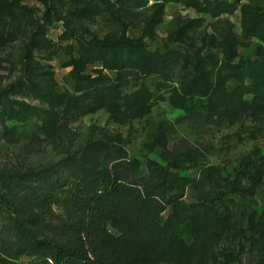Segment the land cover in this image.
Instances as JSON below:
<instances>
[{
    "label": "rangeland",
    "instance_id": "1",
    "mask_svg": "<svg viewBox=\"0 0 264 264\" xmlns=\"http://www.w3.org/2000/svg\"><path fill=\"white\" fill-rule=\"evenodd\" d=\"M91 1L0 0V194L9 206L0 203V264L26 263L9 253L30 235L58 244L81 238L42 224L80 216L67 192L82 198L73 188L91 171L110 181L126 174L144 194L158 180L152 165L188 179L153 192L152 217L180 218L178 240L153 264H264L256 231L264 179L240 196L210 174L233 177L264 150V102L239 85L254 77L264 89V0H176L144 13L95 0L99 12ZM92 42L107 44L108 55L90 58ZM189 89L198 101L182 107ZM235 98L250 107L220 117ZM28 105L54 110L45 130L31 124ZM206 206L230 213L231 224L213 230ZM106 237L105 248L85 246L95 254L122 247L110 226Z\"/></svg>",
    "mask_w": 264,
    "mask_h": 264
},
{
    "label": "trees",
    "instance_id": "2",
    "mask_svg": "<svg viewBox=\"0 0 264 264\" xmlns=\"http://www.w3.org/2000/svg\"><path fill=\"white\" fill-rule=\"evenodd\" d=\"M171 1L176 0H117V4L122 10L144 13L149 11L153 4L158 2L166 4ZM91 2L95 10L104 12V7L98 1ZM108 48L107 44L92 42L87 45L86 52L90 58L99 59L108 55ZM91 82H94V79ZM260 83L253 77L248 82L242 81L239 84L243 94H253V102L258 106L264 102V89ZM188 91L190 95L181 103L182 107L198 101L194 92L191 89ZM42 96L47 101L55 98L49 91H44ZM136 100V93H134L131 102ZM232 107L242 110L250 105L241 98H235L229 107L219 108L224 110L219 113L220 117L230 116L233 113H231ZM25 111L29 113V119L34 128L41 131L47 128L55 114L51 108L45 109L33 105L26 106ZM36 121H40V125H37ZM149 171L158 180L144 194L136 193L134 187L128 185L126 174L118 173L117 178L110 181L106 174L91 171L87 175L88 178H83L77 183L78 187L73 188L74 191H78V194H82V198L73 195V191L67 192L66 202L80 213L73 222L54 226L48 223L42 224L40 221H33L31 224L27 222L28 219L19 221L26 226L42 224L46 230L56 234L76 233L81 238L58 244L51 239H40L30 235L27 238L26 247L9 253L11 262H16L20 254L26 255L29 260L26 263L6 264H153L156 256L162 254L172 241L178 240L180 232L178 216H171L169 221L162 217L151 216L153 192H160L166 184L183 185L188 179L171 173L159 165H152ZM210 174L215 183L223 186L231 194L244 196L254 192L261 187L262 179H264V150L254 153L251 159L243 162L233 177L223 176L214 169ZM0 203L9 208L2 194H0ZM205 213L213 230L229 225L233 220L230 213L222 212L214 207L206 206ZM107 226L120 233L122 247L99 254L90 253L86 244H94L95 248L107 246L109 240L106 237ZM256 231L264 237V214L259 218ZM127 249L132 250L133 253L128 254L125 251Z\"/></svg>",
    "mask_w": 264,
    "mask_h": 264
}]
</instances>
